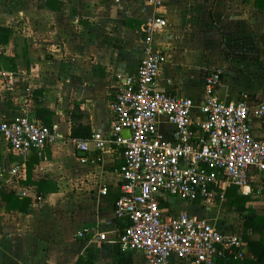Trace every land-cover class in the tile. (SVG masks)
<instances>
[{
  "label": "crops",
  "instance_id": "crops-1",
  "mask_svg": "<svg viewBox=\"0 0 264 264\" xmlns=\"http://www.w3.org/2000/svg\"><path fill=\"white\" fill-rule=\"evenodd\" d=\"M153 16L167 22L151 36L152 49L164 56L161 90L190 97L198 116L206 75L221 68L220 100L264 102V0H0V27L11 29L0 40V122L24 116L59 135L20 155L0 132V264H144L142 253L123 252L117 241L127 225L114 211L121 150L90 144L80 151L68 137L109 133L110 102L125 77L136 76ZM157 127L165 137L175 129L163 116ZM251 132L264 142V115L251 120ZM221 193L194 202L171 196L162 205L242 239V257L224 249L214 264H259L262 176L250 169L245 187ZM168 264L192 261L172 256Z\"/></svg>",
  "mask_w": 264,
  "mask_h": 264
},
{
  "label": "built area",
  "instance_id": "built-area-1",
  "mask_svg": "<svg viewBox=\"0 0 264 264\" xmlns=\"http://www.w3.org/2000/svg\"><path fill=\"white\" fill-rule=\"evenodd\" d=\"M166 24L160 16L147 19L143 30L148 36L137 74L125 77L110 102L109 133H94L89 139L70 136L68 141L80 151H87L90 144L98 151L111 146L121 150L120 196L114 207L115 216L127 222L117 238L121 251L142 253L144 264H168L172 256L188 258L192 264H214L224 249L240 258L243 241L238 235L204 217L172 213L162 203L171 196L190 202L212 200L218 194L222 198L226 186L247 185L250 169L264 180V142L251 132V120L264 115V102L251 106L246 100H220L215 90L221 68L206 75L207 97L198 116L190 97L161 90L157 79L164 56L152 49L151 36ZM159 116L174 125L170 137L158 131ZM124 130L130 135L124 136ZM0 132L20 155L40 151L59 137L56 128L24 116L1 121ZM106 191L101 186L100 192ZM104 237L99 233V239Z\"/></svg>",
  "mask_w": 264,
  "mask_h": 264
},
{
  "label": "trees",
  "instance_id": "trees-1",
  "mask_svg": "<svg viewBox=\"0 0 264 264\" xmlns=\"http://www.w3.org/2000/svg\"><path fill=\"white\" fill-rule=\"evenodd\" d=\"M0 33L2 34L1 36H0V40H1V42H6L7 40H8V36H9V34H11V29H9V28H4V27H0ZM71 136L72 137H76V134L74 133V131L73 132H71ZM18 198H21V197H16V199H18ZM22 199V201L24 202V204H27V202H28V199H25V198H21ZM166 204V203H165ZM260 221V220H259ZM262 223H264V221L262 222ZM259 264H264V256L261 258V260L259 261Z\"/></svg>",
  "mask_w": 264,
  "mask_h": 264
},
{
  "label": "water",
  "instance_id": "water-1",
  "mask_svg": "<svg viewBox=\"0 0 264 264\" xmlns=\"http://www.w3.org/2000/svg\"><path fill=\"white\" fill-rule=\"evenodd\" d=\"M122 134L125 136H129L130 135V131L129 130H124L123 132H122Z\"/></svg>",
  "mask_w": 264,
  "mask_h": 264
}]
</instances>
